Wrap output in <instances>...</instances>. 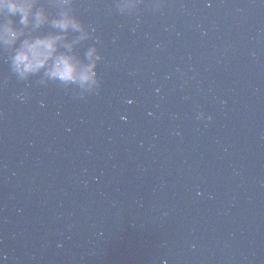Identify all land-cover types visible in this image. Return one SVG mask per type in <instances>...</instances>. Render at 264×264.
<instances>
[{
	"label": "water",
	"instance_id": "water-1",
	"mask_svg": "<svg viewBox=\"0 0 264 264\" xmlns=\"http://www.w3.org/2000/svg\"><path fill=\"white\" fill-rule=\"evenodd\" d=\"M3 264H264V117L152 139L0 116Z\"/></svg>",
	"mask_w": 264,
	"mask_h": 264
},
{
	"label": "clouds",
	"instance_id": "clouds-1",
	"mask_svg": "<svg viewBox=\"0 0 264 264\" xmlns=\"http://www.w3.org/2000/svg\"><path fill=\"white\" fill-rule=\"evenodd\" d=\"M52 2L59 9L54 16L40 0H0V17H6L0 21V44L12 51V71L22 81L39 74L41 84L57 81L77 85L81 96L95 92L101 86L98 43L88 46L83 55L78 51V46L92 39L95 29L74 14L73 0ZM141 3L118 0L117 7L121 13H132ZM46 25L51 31L42 33Z\"/></svg>",
	"mask_w": 264,
	"mask_h": 264
}]
</instances>
